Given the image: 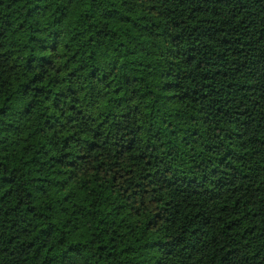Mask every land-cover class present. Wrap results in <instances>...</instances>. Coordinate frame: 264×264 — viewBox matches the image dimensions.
I'll list each match as a JSON object with an SVG mask.
<instances>
[{"label": "trees", "instance_id": "1", "mask_svg": "<svg viewBox=\"0 0 264 264\" xmlns=\"http://www.w3.org/2000/svg\"><path fill=\"white\" fill-rule=\"evenodd\" d=\"M0 264H264V0H0Z\"/></svg>", "mask_w": 264, "mask_h": 264}]
</instances>
